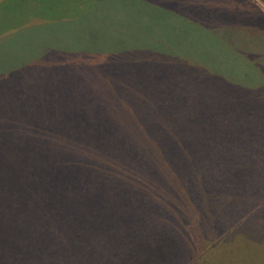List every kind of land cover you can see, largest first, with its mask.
<instances>
[{
    "label": "rangeland",
    "instance_id": "1",
    "mask_svg": "<svg viewBox=\"0 0 264 264\" xmlns=\"http://www.w3.org/2000/svg\"><path fill=\"white\" fill-rule=\"evenodd\" d=\"M148 1L96 0L102 6L95 9H90L94 0L0 4V29L18 28L0 39V171L4 161L28 166L24 156L31 152L37 166L39 148L57 155L58 136L59 154L75 141L80 174L114 167L129 177L125 186L115 177L101 194L90 189L98 199L112 194L113 218L122 224L115 231L126 245L135 241V201L147 199L152 190L154 205L165 208L166 193L175 190L181 194L176 206L198 207L203 199L209 214L219 218L216 224L202 223L198 262L214 256L219 249L213 248L230 233L225 243L243 251L232 264H264V72L244 77L246 69L240 68L230 76L238 84L226 73L216 75L232 69L233 54L225 53L227 45L212 28L183 17L188 4L177 8L181 0L159 6ZM252 1L264 13V3ZM208 6L207 14L222 7V20H230L229 1L209 0ZM232 21L241 22L236 14ZM258 30L264 31V23ZM237 42L264 56L263 39ZM86 126L96 135L94 149L85 143ZM139 173L144 180L136 183ZM32 174L49 178L46 170ZM70 176L75 180V170ZM64 188L60 184L47 192L65 194ZM155 206L146 204L148 218ZM192 217L188 224L200 223ZM0 232L22 235L2 226ZM66 248L64 258L80 253ZM93 255V262L80 260L106 263Z\"/></svg>",
    "mask_w": 264,
    "mask_h": 264
},
{
    "label": "trees",
    "instance_id": "2",
    "mask_svg": "<svg viewBox=\"0 0 264 264\" xmlns=\"http://www.w3.org/2000/svg\"><path fill=\"white\" fill-rule=\"evenodd\" d=\"M3 1L0 0V4ZM23 1L27 2L28 0ZM164 1L171 3V0H150L148 2L151 6H159ZM225 1H229L231 12V14L229 13L230 20L226 23L221 18L224 16L222 7H216L217 11L210 14L205 12V9L209 8V0H181L177 4V8H182L181 4H188L187 8H183V17L197 22L203 27L212 28L213 33L223 40V43L227 45L225 53L229 52L231 56L233 54L232 69L226 72L221 71L216 75L222 76L226 73L227 78L229 77L228 81L238 84L234 80L235 76L233 79L230 76L240 68L246 69L244 77L248 76V72L249 75L259 71L264 72V56L258 58L262 50L252 49L247 52L237 42V40L248 41L251 37L264 40V31L261 33L258 30L259 25L264 23V13L252 0ZM260 1L264 3V0ZM94 2L95 4L90 9L102 6V4H97L96 0ZM139 2L138 5H140ZM121 12L126 13L125 10ZM211 14L216 20H220L213 23ZM233 14H236L241 22H233ZM15 26L18 27V25L10 27L16 28ZM17 30L18 28L10 32ZM6 31L0 29V39L10 33ZM236 77L240 78V76ZM240 89L243 90V87ZM86 130L88 140L85 143L94 149L92 146H96V135H90L87 126ZM60 138L58 136L53 141L57 155L47 153V150L39 148L41 163L37 166L33 165L32 152L26 153L24 156L28 166H12L4 161V168L2 167L3 169L1 168L0 171V227L14 233L21 231L22 235L9 238L0 232V264H32L34 259L39 262L43 259L44 264H53L54 262L83 264L80 258L85 256L88 261L93 262V253L98 257L97 259H104L105 264H232V261L243 256V251L233 247L232 242L225 243L230 234L227 233L221 246L213 248L214 250L219 249V251L214 252V256L198 262L200 256L195 258L194 255L197 252H199L198 255L202 254L201 238L204 235L202 223L213 222L216 224L219 218L217 215L209 214V209L204 206L203 199L198 207L185 206L181 208L176 206L175 202L181 199V194L178 195L175 190H169L166 193L167 206L165 208L161 204L154 205L152 201L154 191L152 190H149L147 199L135 201V213L132 217L136 216V218L132 224L130 223L133 229L131 240L135 241H133V245H126L127 241L122 240L121 235L115 231V227L122 224L115 223L116 219L113 218L114 215H117L116 212L112 213V194L102 195V198L98 199L90 189L101 194L103 188L106 191L110 183H114L115 177L121 186L128 183L129 177L118 173L114 167L109 170L103 168L95 174L88 170L86 175L80 174L77 168L81 161L79 162V155L76 154V148H74L75 141L68 143V150L59 154ZM80 144L84 146L83 143ZM26 147L28 146L26 145ZM69 147L73 148L69 150ZM97 150L102 151V149ZM103 154H105L104 150ZM56 159L59 162H56ZM36 169L48 171L49 178L41 180L39 176L32 174ZM73 170H75V180L70 176ZM139 175L140 173L135 177L136 183H141L144 180V177ZM60 184L65 185L63 191L66 196L65 194L47 192L50 191L49 188ZM134 195L138 197L139 193ZM121 199L122 197L118 196V201ZM59 201L62 202L59 203ZM147 203L155 206V212L150 215L151 218L145 214ZM35 205L38 206V211L34 213ZM256 212L258 211L256 210ZM194 215L200 220V223L193 219L188 224L187 221ZM32 224L35 227H32ZM191 230H198V233H191ZM186 232L189 233L187 241L184 239ZM114 236L118 239H115ZM66 246L77 248L80 253L73 258H64ZM129 249L130 252H128ZM24 255L31 261L24 258ZM35 263L38 264V262Z\"/></svg>",
    "mask_w": 264,
    "mask_h": 264
}]
</instances>
